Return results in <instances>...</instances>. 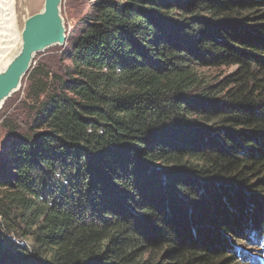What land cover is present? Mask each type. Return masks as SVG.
<instances>
[{"label":"trees","instance_id":"1","mask_svg":"<svg viewBox=\"0 0 264 264\" xmlns=\"http://www.w3.org/2000/svg\"><path fill=\"white\" fill-rule=\"evenodd\" d=\"M88 5L1 121L0 264H260L264 0Z\"/></svg>","mask_w":264,"mask_h":264},{"label":"rangeland","instance_id":"2","mask_svg":"<svg viewBox=\"0 0 264 264\" xmlns=\"http://www.w3.org/2000/svg\"><path fill=\"white\" fill-rule=\"evenodd\" d=\"M89 0H62L61 4V16L64 22L65 26V34H66V43L63 46H53L48 49H46L43 52H39L35 56V63L38 59L40 58H51V60L54 61H59L61 52L67 47V44L70 41V38L72 36H75L81 27L82 23V17L86 13L89 5H88ZM43 2L44 0H14L13 8H14V13H15V21L12 25L13 28L16 30L21 31L23 27L24 20L42 9L43 7ZM18 48L20 46L18 43L14 44V46L6 53L5 57L3 58V62L6 61L8 58H12L18 51ZM3 62L0 63V69L2 70V65ZM68 61L65 59V63ZM49 66H52L51 61L48 62ZM235 66L232 67H225L222 66L218 69L214 70H202L203 72H206L205 74L210 75V80L214 82H218L222 80V78L233 72L235 70ZM28 81L26 80V77L23 79L22 84L20 89H18L15 93H13L8 99L7 102L3 104L2 108L0 109V163L1 162H6V151L8 150L9 143L11 141V138L8 137V130L2 126L1 121L6 118L5 116L7 114L12 115L16 113H21L22 112V107H23V99L25 98L26 94V87H27ZM22 116V114H21ZM1 175H0V183H2ZM1 189V187H0ZM1 191V190H0ZM256 240H251L250 242L247 240H244L242 242H239V245H241L242 249H247V255L251 258L254 259L251 261V263L258 262L260 264H264V254H260L259 256L263 259H257L254 257L253 254H258L256 252L260 250H255L256 247H259V243L256 244L254 243ZM261 247V246H260ZM264 244L261 247V251L264 252L263 250Z\"/></svg>","mask_w":264,"mask_h":264},{"label":"water","instance_id":"3","mask_svg":"<svg viewBox=\"0 0 264 264\" xmlns=\"http://www.w3.org/2000/svg\"><path fill=\"white\" fill-rule=\"evenodd\" d=\"M62 0H44L43 7L28 16L20 31L21 44L17 53L0 70V109L29 74L39 52L66 43L65 26L61 16Z\"/></svg>","mask_w":264,"mask_h":264},{"label":"bare ground","instance_id":"4","mask_svg":"<svg viewBox=\"0 0 264 264\" xmlns=\"http://www.w3.org/2000/svg\"><path fill=\"white\" fill-rule=\"evenodd\" d=\"M13 4L14 0H0V63L14 44L18 43L19 46L21 44L20 31L12 27L15 21ZM10 59L3 62L2 68Z\"/></svg>","mask_w":264,"mask_h":264}]
</instances>
